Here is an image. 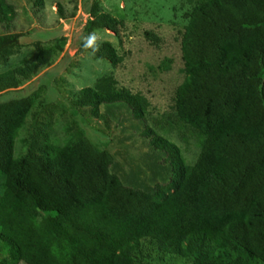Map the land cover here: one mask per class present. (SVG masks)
Listing matches in <instances>:
<instances>
[{"label":"trees","instance_id":"16d2710c","mask_svg":"<svg viewBox=\"0 0 264 264\" xmlns=\"http://www.w3.org/2000/svg\"><path fill=\"white\" fill-rule=\"evenodd\" d=\"M186 3L183 78L171 121L184 126L183 136H192L199 151L187 162L160 133L168 121L145 122L141 136L161 162L149 184L137 186L112 171L110 149L69 126L60 142L48 127L40 141L22 134L27 120L14 117V108L33 95L9 88L48 66L53 50L32 32L10 30L17 7L0 0V63L23 41L36 45L32 60L0 72V97H11L0 101V244L7 249L0 264H264V0ZM120 22L94 6L85 35L117 33ZM144 33L159 41L151 30ZM79 45L113 67L123 60L109 41L83 37ZM71 101L88 119L105 120L104 107L125 108L142 121L150 106L141 92L119 86L113 72Z\"/></svg>","mask_w":264,"mask_h":264},{"label":"rangeland","instance_id":"374dc122","mask_svg":"<svg viewBox=\"0 0 264 264\" xmlns=\"http://www.w3.org/2000/svg\"><path fill=\"white\" fill-rule=\"evenodd\" d=\"M9 1L17 7L10 30L32 32L34 38L41 39L43 47L53 50L48 66L40 67L19 86L9 88L27 89L33 95L29 102L21 98L14 108V117L27 120L22 134L40 141L44 127H48L51 138L60 142L69 126L70 131L86 135L97 147L110 149L116 156L111 169L124 181L144 186L149 184L161 159L147 146L148 140L141 136V130L145 122L151 125L153 119L163 117L168 123L164 131L160 128V133L179 148L187 162L195 160L198 147L192 136L185 134L184 139V126L171 121L170 108L175 88L183 78L180 32L186 22L183 16L188 6L186 0H43L42 5L34 6L32 0ZM94 6L121 21L117 33L102 29L85 35V23ZM146 30L159 38L156 44L146 38ZM55 33L58 36L51 38ZM83 37L111 42L118 47L123 60L113 67L106 59H95L89 52L78 51ZM35 53V40L23 41L6 63H0V72L20 64L22 59L32 60ZM108 72H113L119 86L147 97L150 106L145 120L132 119L125 108H114L107 113L104 107L100 111L105 120L88 119L74 108L73 93ZM8 98H11L9 93L0 97V101ZM6 255L7 249L0 244V259Z\"/></svg>","mask_w":264,"mask_h":264}]
</instances>
